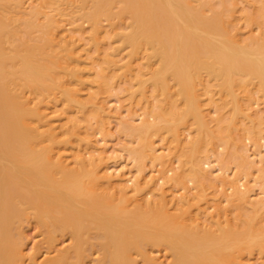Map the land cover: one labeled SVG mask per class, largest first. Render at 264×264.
<instances>
[{"label": "bare ground", "instance_id": "bare-ground-1", "mask_svg": "<svg viewBox=\"0 0 264 264\" xmlns=\"http://www.w3.org/2000/svg\"><path fill=\"white\" fill-rule=\"evenodd\" d=\"M38 1H40V2L39 3L38 2L37 3L32 2L33 4L31 6L30 11H25L29 8H27V7H26V9L22 8V6H23L22 0H0V264H23V249H22L20 242L16 239V237H17L16 236V230L20 228L19 225L22 224V222L24 220H27L29 218L37 219L38 223H40L41 226H43L44 229H46L48 236L50 238L49 240H53L54 234H57L58 231L62 232V231H66V230L71 233V235L74 239V241H73L74 243L68 252L59 253V255L56 254L55 257L53 256V259L49 260L48 264H62L65 261H66L65 263H67V264H69L68 262H71L70 264H86V258L90 254V251H92L93 247H95V245L99 246L100 250L102 251V257H101V260H102L101 263L102 264H132L133 262L130 259L129 252L133 249L140 251V252H145L147 246H149V247L150 246H152V247L156 246V247H160V248L164 247V250H165V248L168 249L170 251L172 257H173L171 264H247L246 263V257H245L246 254H252L255 250H260V252L264 253V223H263V219L262 220L260 219V217H262V216H260V214H262L261 213L262 209L264 210V200L261 201V199H260L259 201H261V203H259V201H257L258 204H256V205L254 204L255 206L252 205L254 207V209L251 208L253 210V212H252V215L250 217L248 216L249 221L247 220L248 223L246 225L247 227L245 226V228H246L245 230H243V228H244L243 225H242V229L240 228L241 225H239V227L236 229L232 228L230 225L229 226L231 228H228V225L227 226L224 225L228 229H221V232H223V234L220 236H217L218 233L214 234L215 233L214 231L209 232L208 229H207L208 231H205L206 228L204 229V231L202 228H201L202 229L201 230L199 228V225H198V224H200L199 222H197L198 227L195 225L196 223L193 224L192 220L199 221L198 218H200L197 216V213L194 214L197 217H194V215L190 214L192 212L194 213V211H192V212L189 211L190 212L189 213L188 210L181 209L177 213H175V212L171 213L173 210L171 209V212H170V209L167 207L168 202H166V203H161V202L153 203L152 199H154L155 197L151 198V200L147 199V197L149 196L147 193L141 194V197L139 198V201H141V204H137L139 206L134 204L135 205V206H133L134 208L130 209L128 206L129 204H127L128 199H129V195L130 194L136 195V194L141 193L140 188L142 186H139L140 180L137 179L136 187L134 189V193H131L132 192L131 191L130 194H129L130 189L128 190V186L126 187L127 179H126V181L124 180L125 186L123 185L124 184L123 181H122L123 184L115 185L113 188H115V189L118 188V189L115 190L114 192L119 193V196L116 197L117 195H115V194L112 195V193L109 191L108 188L110 187L109 185H112V183L114 182L113 181L114 178H116L118 180L120 179V183H121V178L123 177L124 173L122 171L121 172L123 174L119 173L120 172L119 170L117 171V174L115 172L113 173L110 170V168H108V167H104L106 170H104L103 172L100 170L102 161L105 160V158L107 157V155L105 156V153L101 154V156H100L101 161L98 164H94V163L92 164V169H90L89 171L86 170L88 163L86 164L84 160H81L80 170H77L76 169L77 167L75 169H71L70 167H68L69 164H66L67 161H65V159H64L65 157H64V154L62 152L63 150L61 151V147L68 140L65 138L62 140L64 142H62L60 140V135L58 134V129L56 128V126H54V124L52 125L51 122L49 123L47 114L43 112L42 105H41L42 101L44 102V98H45L44 95L46 93L47 94L51 93L50 94L51 97H56L55 96L56 92L58 95H60L63 92L66 99L70 103H76V105L78 104V105L84 106V103L82 102L83 100L81 101L80 100L81 97H79L80 94L78 91L80 89V86L77 87L78 89H76V87L75 88L72 87L73 84L71 85V88L69 87L70 89H68V87H66V88L63 87V85L65 86V83L63 81L67 80L65 77H67V76L70 77L69 79H71L72 81L77 80V82H82V80L84 78V77H82V74L86 75V73L84 72V69H85L84 63L82 64V60H84V59L82 58L81 55H83V53L80 54V51L77 50L78 48H76V44H78V42L75 40L71 41L70 39H68V40L65 39L66 40L65 44H63L64 42L62 43L63 44V46L61 47L62 50L59 51V50H57L58 49L57 48L54 51V49H55L54 47L58 46V45H56V42L58 41L59 35L62 32H64L63 30H61L62 29L61 25L64 23L63 19L65 16L67 17V15H70L69 16L70 19L72 18L71 20L74 21L72 23L78 27H80L82 23L88 22L92 26V28L95 32L96 41L99 40V39L97 40L96 36H98L100 34L101 30L103 29L102 27H104V25H105V24L101 25L102 19L108 20L111 27H113L112 30L114 29V31H116L117 30L116 28L119 26V24H121V26H122L123 22H125L124 19L128 18L129 22H128V19H126L127 24L124 23V24H126L125 25L126 28H124V30L125 29L126 30L120 31V29H118L119 32H122L119 35H122V36L120 37L119 35H116L118 33L117 31H116L117 33L115 32L116 34H114L113 33L114 31H113L112 33L116 37H114V35H111L112 36L111 38L114 40V38H117V36H119L122 40H120L119 37H118L119 38L118 40L123 42V43L120 42L121 43L120 46H123V44H124V46H123L124 50H125V46H127V47L129 46L131 48L129 53L133 56L136 55L137 52H139L140 50H142V51H140L141 53L144 50H146V52H147V50L149 51L148 53H145V51H144V53L147 54V56H148V58H147V56L145 58H147V60L148 59L152 60V58H154L155 62L159 64L157 66L158 68L156 67V69H155V67L151 66V68H153L154 71H152V69H151L150 70L151 73L149 72V74H151V75L148 76L150 78V81L152 80V82L154 83L156 90L157 89L158 90L164 89V88L167 89V87H169L168 85L170 84V83H168V85H167V82L169 81L168 79H170V77H172V79H174L175 81H177L179 83V89L182 91L185 98L193 99V101L189 100L190 103H189L188 107L187 108L185 107V109L182 110V112H179V111L173 112L174 107L176 108L177 105H175L174 107H171V108H173V111H171L172 109L170 110V108H168L169 111H171V112L168 111L167 106L165 107L166 109H164V110L162 109V111L160 112L159 109L162 106H160L161 104L159 103L160 104V105L158 104L159 105V108H158L159 111H158V113H156V116L158 114L157 119H158L159 123L161 121H162V123L163 122L169 123L171 121L172 124L170 126H166L164 129H166L170 133V135H173L175 137V139L179 141V134H178L179 128L184 126V125L185 126L188 125L190 123L188 118L192 117L195 120V123L197 124L198 129L200 131H202V129H205L209 132L210 137H209L208 141L209 140H210V142L212 141V139H210L211 136L212 137L218 136L215 138L213 137V139L215 140L216 138H218L220 140L221 138H219V135L222 137L224 135L223 133H225V134H227V133L223 132L221 135L222 130H219L220 128L218 126V122L216 121L219 118L215 120L217 122L216 126H218V127L215 126L217 131H215V130L213 131V129L208 126L209 124H207V123L204 124L205 123L204 118H206V117L203 116L204 114H202V105H201L202 103L200 101L201 95L196 93L197 91H199V90L196 91V85H198L200 83L202 84V83L207 82V84H206L207 87L204 86V87H206L207 92H205V91L204 92L208 94V93H210L209 91L211 90L210 87L212 85V84L210 85V83H209L211 81L210 79L211 78L215 79V81L222 80L221 82H224V85H222V87L230 90L233 93V101H234L233 105H234V109H235L236 113L238 111H240L239 108H242V107H239L242 104H238L239 101L238 102L236 101V97H238V96H236L237 93H235L236 87L238 89L240 87V88H243L245 90H249V85L251 83H254V82H256V84H257V81H258L259 89L258 88L257 89L260 90L264 95V40L260 39L261 41L258 40L256 42L257 39H255V41H254V39H252L253 43L255 42L254 44H252L250 42L251 39H250V41L248 40L249 42H246V43L241 42L239 39L240 35L238 36L239 33L238 32L236 33V31H235V32H233V34H231L232 31H231L230 27L228 26L230 24V23H228V21L230 22V17H229V14L227 12H229V9H231V11L235 10V7L237 6V4H235V3L237 0H230V2H228L229 0H227V1L226 0H219L220 5L219 6H217L218 4L215 5V7L217 6L216 7L217 9H214V7H213L214 5L211 6L213 3L210 0H77V1L76 0L75 1L74 0H38ZM258 1H261L262 3H264V0H258ZM194 2H196V3H194ZM210 2H211V4H210ZM66 3L68 4V6L63 8L64 6H66ZM228 3H230V4H228ZM29 5H31V4L29 3ZM24 6H25V4H24ZM206 6L209 7L208 10L213 7L212 9H210V11H212V12H208L212 15L206 16V13H207V12H205V11H207V9L205 10ZM263 6H264V4H263ZM263 6L261 4L260 7H258V9H260ZM69 9H71V10L69 11ZM262 9H260L261 10L260 14L263 15V17L257 13V15H259L258 16L259 18H257L258 20L261 19V17L264 19V13H263L264 8H262ZM12 10L13 11L16 10L17 13L15 11L12 12ZM27 12H29V13H27ZM204 12H205V14H204ZM208 13H207V15H208ZM254 14H256V13H254ZM42 15H44V19H45V20L43 19L44 21L40 19V16H42ZM230 16H231V18L233 17L232 14H230ZM248 16L251 17L249 15V13H248ZM227 18H228V20H227ZM254 18H256V17H254ZM116 19H119L120 22L122 19L124 21L122 20L123 22L119 23V20H117L118 21L117 22ZM251 21L252 20H250V22ZM260 22H263V20H261ZM260 22L259 21L256 22V20H255L254 23H258L260 25ZM19 23L24 24L23 25L24 30L26 29V31H24L23 29H21V30H23L24 33L26 32L25 34L29 35L30 36V37L28 36L29 38L27 37V35L25 37V34L22 33L23 31L21 32V30H20V33H19L18 28H23L20 26ZM262 25H264V22ZM121 26H119V28ZM227 27H229V28L227 29ZM260 27H262V26H260ZM69 29H71V28H69ZM71 30H69V31H71ZM105 30L108 31V28ZM67 31H65V32H67ZM77 31H79V30H77ZM34 32H35V34H34ZM36 32H40L41 34L40 33L37 34ZM108 32L107 33L104 32V33L108 34ZM72 33L67 32V35L72 34ZM75 33H76V31H75ZM20 34H21V36H19V38H18L17 36ZM23 34H24V36H22ZM36 34H37V36H34ZM31 35H32V37H31ZM73 35H74V33H73ZM107 36H109V35H107ZM107 36H106V38H107ZM23 37H25V38H23ZM65 37H66V35H65ZM100 38H101V35H100ZM79 39H80V37H79ZM82 39L83 38H81L80 40H82ZM16 40H19V42L16 43ZM65 40H63V38H62V41H65ZM84 40H86V39H84ZM14 41H15V44H14ZM42 41H43V43H41ZM99 41H101V40H99ZM259 41L261 42V44L258 45V43H260ZM98 42H96V43L98 44ZM116 42H118V41L116 40ZM116 42H114L115 46H116ZM107 43H110V42L108 41ZM85 44H83V45L85 46ZM99 44H101V42H99ZM102 46L103 45L101 44V47ZM108 46H110V44L109 45L107 44L106 48L104 46L103 47L105 49H108L107 48ZM143 46L146 49H144ZM127 47H126V49H127ZM141 47L143 49H140ZM49 49H51L52 51L51 50L47 51ZM111 49H112V47H111ZM117 49H118V47H114L113 50H110V51L107 50L108 52L106 53L105 56H103V54H102V56L105 57L104 59L106 61L110 62V64H108L109 66L107 68L117 66V63H119L118 62L119 59L118 60L116 59V56H119L118 55L119 53L116 51ZM99 50H102V49H100V47H99ZM140 52H139V55L141 56ZM61 53L66 54V57H63L65 55L63 54V56H62ZM87 55H88V53H87ZM89 55H91V54H89ZM131 55H130V57H131ZM99 56L101 57V55H99ZM63 58H65L64 59L65 61H63ZM81 58H82V60H81ZM95 60H98V59L95 58ZM95 60H92V61L94 62ZM105 60L103 62H105ZM143 60H144V57H143ZM101 61L102 60L100 59L99 62H101ZM96 62H94V63H96ZM91 63L92 62H90L89 64H91ZM94 63H93V66H94ZM148 63L150 64V61ZM156 63H154V64H156ZM132 64H134V62ZM57 66H58V69H57ZM100 66L101 65L99 63V67ZM126 66H127L126 68L128 69L127 64H126ZM59 67H61V68H59ZM99 67L97 66V69ZM94 68H96V67L94 66ZM101 68H99V69H101ZM120 68H121V66H120ZM59 69H60V72H59ZM129 69L131 70V68H129ZM141 69H143V68L141 67ZM81 70H83V73ZM104 70H105V68H104ZM104 70H102V71H100V73H98V74H100V77L103 80H104V73H105ZM96 72L97 71H95V74H97ZM98 72H99V70H98ZM138 72L141 73L140 70H138ZM106 73H107V71H106ZM58 74L62 78L64 77V79H66V80L62 79ZM61 74H63L64 76H62ZM95 74H93V75H95ZM98 74H97V76H98ZM112 74H114V73L112 72ZM138 74H137V76H138ZM205 74L208 75L207 78H206ZM126 75H125V77L127 78L129 75L128 74H126ZM57 76H59V77H57ZM86 77H89V76L86 75ZM148 77H144V78H146L148 80ZM142 78H143V73H142ZM144 78L141 79L139 77V81L142 80V82L145 81V83H146V80ZM69 79L67 80L68 82L66 81L68 83V84H66V86L67 85L69 86L70 83L72 82ZM133 80H134V78H133ZM83 81H86V80H83ZM100 82H102V80L99 81V83ZM128 82H130V81H128ZM196 82H199V83L197 84ZM101 84H103V82ZM256 84H255V86H256ZM126 85H128V83ZM130 85H129V88H130ZM203 85H201V86L198 85V87H202ZM73 86H75V85H73ZM102 86L103 85H101V87ZM220 86H218V87H220ZM61 87H63V89ZM104 87L102 88V92L104 89H106L108 91L109 88H108V86L106 88V83H105ZM222 87H220V89ZM175 88H176V86H175ZM81 89H82V87H81ZM88 89H90V88H88ZM155 89H153V90H155ZM165 89H164V95H165V92L167 91V90L165 91ZM220 89L218 88V90H220ZM58 90L59 91L63 90V91L62 92L60 91L61 93H59ZM137 90H139V89L137 88ZM141 90H142V88H141ZM153 90H151V93L153 92ZM258 90H256V91H258ZM81 91H83V90H81ZM130 91H131V89H130ZM144 91H146V89ZM168 91H169V89H168ZM53 92H55V94ZM249 92H251V91L249 90ZM145 93H147V92H145ZM166 94H167V92H166ZM259 94H261V93H259ZM33 96H35V98H32ZM45 96L50 97L48 95H45ZM61 96H63V95H61ZM90 96H92V95L90 94ZM151 96H152V94H151ZM247 97L251 98L252 96L251 97L247 96ZM36 98L38 99L37 102L35 101ZM48 99H50V98H47V100ZM55 99H57V97ZM183 99H184V97H183ZM237 99H240V97ZM174 100H176V99H174ZM209 100H213V99H209ZM247 100L248 99H246V102H247ZM214 101H215V99H214ZM252 101H254V100H252ZM149 102H151V101H149ZM102 103H103V101H102ZM212 103L214 104V102H212ZM216 103H218V102L215 101V104ZM230 103H232V101ZM172 104H174V103H172ZM181 104H182V102H181ZM221 105L219 104L220 107H221ZM152 107H155V105L153 104ZM217 109H218V107H217ZM223 109H224V106H223L222 110ZM242 109L244 110V108H242ZM155 111H157V109L154 110V114H155ZM248 111H247V113H248ZM259 111H261V110H259ZM218 112H220V111H218ZM242 112H245V114H247L246 111H242ZM54 113H56V112H54ZM101 113H102V111H101ZM154 114H152V115H154ZM243 115H244V113H243ZM253 115H255V114H253ZM48 116H49V114H48ZM238 116H239V114H238ZM251 116L252 115H250V113H249V117H251ZM69 117H70V115H69ZM93 117H95V116H93ZM255 117H256V115H255ZM255 117H252V118H255ZM261 117H263V116H261ZM107 118H109V117H106V119ZM221 118L219 119V121L224 120V118H222V119ZM258 118H259V116H258ZM45 119L48 120V123L45 121ZM131 119H133V118H131ZM208 119H207V121H208ZM130 121H132V120H130ZM145 121H144V124L147 123L149 127H147V126L146 127L150 129V127H152L153 125L150 126L151 122L150 123L148 122L149 118H148V121L146 123H145ZM256 121H258L257 117H256ZM126 122H127V120H126ZM232 122H233V120H232ZM258 122H255V124ZM152 123H153V121H152ZM220 123H221V121H220ZM246 123H245V126H246ZM89 124H90V122H89ZM130 124H132V122ZM210 124H211V121H210ZM60 125H62V124H60ZM80 125H81V123H80ZM80 125H77V126H80ZM164 125L165 124H163V126ZM140 126H142V125H140ZM140 126H138V128H137L135 125V127L137 129H135V130L133 129V131H136V133H138L139 135H141L144 132V127H142L143 129L141 130V129H139ZM156 126H158V124H156ZM220 126H222V124H220ZM248 126L244 127V129H246V128L248 129L249 128ZM259 126L261 129L262 125H259ZM41 127H46L45 128L46 130H42ZM146 127H145V129H146ZM223 127H224V125H223ZM58 128H59V126H58ZM153 128H155V127H153ZM195 128H196V126H195ZM217 128H219V129H217ZM254 128H255V126H254ZM78 129H79V127H78ZM247 129L244 130V131H246V133H248ZM249 129H248V131H249ZM62 130H61V132H62ZM205 130H203L204 134L206 133ZM255 130H256V128H255ZM262 130H263V128H262ZM130 131H128V132H130ZM200 131H198V132H200ZM75 132L77 133V131H75ZM73 133L74 132H72V134ZM82 133L83 132H81V133L79 132V133H77V135L82 134ZM133 133H132V135H133ZM256 133L258 135L261 134V133L259 134L258 132H256ZM72 134H71V136H72ZM249 134H250L249 136H251L252 131L249 132ZM84 135H85V133H84ZM205 135L207 136V134H205ZM247 135H246V137H247ZM136 136H138V135H136ZM200 136L204 137L201 134H200ZM255 136H256V134H255ZM255 136H253V137H255ZM82 137H84V136L82 135ZM138 137H136V138H138ZM148 138H150V137H147V139ZM207 138H208V136H207ZM225 138H227L226 135L224 136V138H222V140ZM201 139H204V138H201ZM261 139H262V136H261ZM214 140L212 141V144L210 143V145H213ZM138 141H139V139H138ZM144 141H145V139H144ZM199 141H200V139H199ZM216 141L217 140H215V142ZM68 142L66 144H69ZM73 142H74V140H73ZM198 142H196V143H198ZM61 143H64V144H61ZM142 143L144 145V142H140L141 145H142ZM207 143L208 142H206V144ZM221 143H222V141H221ZM222 144H220L219 146H221ZM150 146L152 147V145H150ZM195 146H192V147H195ZM204 146H206V145L204 144ZM64 147H65V145L63 146V148ZM77 147H76V149H77ZM213 147L216 148L217 145H213ZM189 148H191V147H189ZM189 148L187 149L188 154L193 153V152H191L192 148H191V150ZM218 148H220V147H218ZM218 148H216V149H218ZM228 148H227V150H228ZM71 149H73V148H71ZM140 149H139V147L137 148L138 151L139 150L142 151V147H140ZM152 149L153 148L150 149L151 150L150 152H151V156L153 157L154 156L153 154L155 151L152 152L153 151ZM196 149L200 150V151L204 150V149H199V148H196ZM74 150H70V151L72 153L73 152L75 153ZM94 150H96V149H94ZM144 150H146V149H144ZM184 150H186V149H184ZM189 150L191 153H189ZM229 150H230V148H229ZM77 151H79V150H76V152ZM80 151L81 152H77L78 155H79V153H81L83 155V153H82L83 150H80ZM90 151H93V149H91ZM194 151H196V150H194ZM200 151H198V152H200ZM207 151L209 152V148ZM211 151L208 153L209 154L208 156H211V155L215 156V154L218 155L220 153V151H219L218 154H217V152L214 154L213 153L214 151H212V152ZM135 152H137V151H135ZM135 152H134V155H135ZM84 153H87V151ZM204 153H205V150L202 154H204ZM206 153H205V155H207ZM210 153H213V154H210ZM222 153H224V152H222ZM229 153H231V151ZM71 154H70V157H71ZM186 154H187V152H186ZM92 155H93V153H92ZM229 155L226 156V159L229 157ZM74 156H75V154H74ZM84 156L85 155H83L82 157H84ZM89 156H90V154H89ZM138 156H141V155H138ZM151 156L149 155V158ZM194 156L195 155L193 153V157ZM220 156L221 155L218 156L219 159H222V161H223L224 157L222 158ZM85 157H84V159H88L87 157L86 158ZM144 157H146V156H144ZM190 157H192V156H190ZM231 157H232V154H231ZM68 158L66 156V159H68ZM71 158L74 159L73 156ZM77 158H78V156H77ZM203 158H204V156H203ZM203 158L201 157V159H203ZM246 158H247V156H246ZM185 159H186V157H185ZM201 159H199L198 157L197 158L194 157L191 159V168L193 170V173H195L193 176L196 175L198 177L200 176L199 178H201V180L200 179L198 180L199 184H200V181L202 182V179L204 178L203 175L206 172L208 173V171L203 169L204 167H202V165H201V161H200ZM226 159H225V162H226ZM155 160H157V159H155ZM181 160H182V158H181ZM222 161H221V164H223ZM243 161H244V159H243ZM183 162H184V164H186L185 161H183ZM236 162H237V160H236ZM239 163L241 164L242 161ZM187 165H189V164H187ZM183 166H184V168L186 167L185 165H183ZM226 168H225V170L228 171ZM182 169H180V171L181 172L183 171L182 173H184L185 170H182ZM223 169H224V165H223ZM223 169H222V172H223ZM168 170H169V168H168ZM225 170H224V173L221 172V175L227 176V175H225L227 173ZM204 171H205V173H204ZM262 172H264V169H262ZM188 173L190 174L189 171H188ZM191 173H192V171H191ZM177 174H179V173H177ZM127 175H128V173H127ZM174 175H176V173ZM187 175H186V177H187ZM176 176H174V177H176ZM179 176H180V174H179ZM182 176H184V174H182ZM201 176H203V178ZM262 176H263V173H262ZM174 177L172 176L170 178L172 180L171 182H173V180L178 179V177H176L175 179H174ZM190 177H192V176H190ZM219 177H221V176H219ZM219 177H218V179H220ZM162 178H163V176H162ZM209 178H211V176ZM131 179L132 178H130L129 180H131ZM180 179L182 180V178H180ZM189 179L191 180V178H189ZM224 179H225V177H224ZM227 180H225V181H227ZM208 181H210V180L208 179ZM130 182H128V183H130ZM177 182H179V181H177ZM118 183H119V181H118ZM145 183L146 182H144V184ZM148 183H150V182L148 181ZM235 183H233V184L231 183L233 185L232 189L235 186L234 194L237 191L236 193L238 195V199H241V201H242V199L244 200V198H246V197H244L245 196V194H244L245 190L244 189H236V188H242V186H241L242 184L237 185V183L236 184ZM106 184L109 187H105ZM114 184H115V182L113 183V185ZM116 184H117V181H116ZM144 184L142 183V185H144ZM132 185H133V183H132ZM151 186H154V184ZM151 186H150L149 190L152 188ZM155 186H156V183H155ZM239 186H241V187H239ZM184 190H186V188ZM240 190H242V192L244 191V193H242ZM262 191H264V190H262ZM118 193H116V194H118ZM232 193H233V191H232ZM144 194H146L148 196L145 197L146 195H144ZM234 194H233V196H236V194L235 195ZM262 194H264V193H262ZM174 195H175V193H174ZM247 195H248V193H247ZM154 196H156V195H154ZM131 197H133V196H131ZM156 197H158V195ZM231 198H232V196L231 197L229 196V198H228V201H229L228 204L230 205V206H228V208L231 207L232 204L234 203V202H232L233 199H235V198L237 199V197H235L232 199V201H230ZM200 199H201V197H200ZM226 200H227V198H226ZM130 201H132V200H130ZM244 202H245V200H244ZM79 203H82L83 205L80 204L81 206H79L78 205ZM177 203L179 204V202H177ZM249 203L250 202H248V204ZM251 204L252 203H250V205ZM181 205H182V202H181ZM219 205H221V204H219ZM234 205H235V203H234ZM184 206H183V208H184ZM241 206H243V205H241ZM135 207H136V209H135ZM216 208H217V205H216ZM231 208L233 210V207H231ZM231 208L227 209V210H231ZM244 208L246 209V207H244ZM244 208L242 207L239 209L242 210ZM168 209H169V211H168ZM247 210L248 209H246V211ZM174 211H177V210H174ZM197 212H199V211H197ZM229 215H231V214H229ZM245 215H246V213L244 214V216ZM199 216H201V215H199ZM203 219H204V217H203ZM205 219H204V221H205ZM261 221H262V223H261ZM200 222H202V218H200ZM223 223L219 222L218 224H223ZM228 224H230V223L228 222ZM210 225H211V223H210ZM215 225L216 224H214V226ZM221 226H223V225H221ZM217 227H218V225H217ZM210 230H212V229H210ZM94 240H96V241H94ZM94 251H96V248ZM96 252H94L95 254L92 253L93 257H94V255H96ZM24 254H26V253H24ZM132 255H133V253H132ZM70 259H72V261ZM263 263H264V261H263Z\"/></svg>", "mask_w": 264, "mask_h": 264}, {"label": "rangeland", "instance_id": "rangeland-1", "mask_svg": "<svg viewBox=\"0 0 264 264\" xmlns=\"http://www.w3.org/2000/svg\"><path fill=\"white\" fill-rule=\"evenodd\" d=\"M210 1L213 3L211 6L214 5L213 6L214 9H217L216 7L220 5L219 4L220 3L219 0H215V1L214 0L213 1L210 0ZM237 1L235 3V4H237V6L235 7L236 11L234 9H233L234 11H231V9H229V12H227L229 14V17H230V22L228 21V23L231 24V25L230 24L229 25L227 24V25L230 27V29L232 31L231 34H233V32H235V31H236V33L238 32L239 33L238 36L240 35L239 36L240 41L244 42V43L249 42L250 39H251L250 42L252 44L255 43V42L253 43L252 39H254V41H255V39H257L256 42L258 40H260V39L264 40V25H262L263 22H264V19L262 18L263 15L260 14V11H261L260 9L264 8V6H263L264 3H262L261 1H258V0H256V1L255 0H237ZM32 2L33 3H37V2L39 3L40 1H38V0H22V5H23L22 8L26 9V7H27L29 9H27L25 11H30L31 6L33 4ZM211 2H210V4H211ZM228 2H230V0ZM29 3L31 5H29ZM194 3H196V2H194ZM24 4H25V6H24ZM228 4H230V3H228ZM261 4H262L263 7L258 9V7H260ZM215 5H217V6L215 7ZM67 6H68V4L66 3V6H64L63 8H65ZM208 8H209L208 6L205 7V10L207 9V11H205V12H207V13L208 12H212V11H210V9H212V8H210L209 10H208ZM70 10L71 9H69V11ZM14 11L17 13L16 10H14ZM14 11L12 10V12H14ZM246 11L249 13V15L251 17L248 16V13ZM205 12H204V14H205ZM27 13H29V12H27ZM207 13H206V16L212 15L210 13H208V15H207ZM254 13H256V14H254ZM257 13L262 16V17L260 16L261 19H259V20L257 19V18H259L258 17L259 15H257ZM230 14H232V16H233L232 18L230 16ZM69 16L70 15H67V17L66 16L64 17V19H63L64 23L61 25V28H62L61 30H63L64 32L68 30L67 32H69V33L73 32L74 35H73V33L67 35V32H65V33L62 32L63 34L61 33L59 35L58 41L56 42V45H58V46H55L54 47L55 49L54 48L53 49H54V51L57 48H58L57 50H59V51L62 50L61 47L63 46V44H65V42H66L65 39H67V40L70 39L71 41L75 40V41L78 42V44H76V48H78L77 50L80 51V54L83 53V55H81L82 58L84 59V60H82V58H81L82 64L84 63V68H85V69L84 68L83 69H84V72L86 73V75H88L89 77H86L85 74H82L83 70H81L82 71V73H81L82 77H84L83 80H86V81H83V80H82V82H77V80H73L72 81L71 79H69L70 77L67 76L65 78L67 80L68 79L71 80L73 83L71 82L69 86L68 85L66 86V84H68L67 83L68 81L66 79H64V77L62 78L59 74L58 75L62 79L67 81L66 82V81L62 80L65 83V86L63 85V87H65V88L68 87V89H70L71 85L73 84L75 86L72 85V87H74V88L76 87V89H78L77 87L80 86V89H79L78 92L80 94L79 97H81L80 100L81 101L83 100L82 102L84 103V106H81V105H78V104L76 105V103H70L66 99L65 95L63 94V92H62L63 90H60L62 93L58 90V92L61 93L60 95H58L57 92H56V94H55V92H53L55 94V96L57 97V99H55L56 97H51L50 96L51 93L50 94L46 93L45 95H48L50 97H47V96L44 95V97H45L44 98V102L45 103L42 101V104H41L43 112L47 114L49 123L51 122V124L52 125L54 124V126H56V128L58 129V134L60 135V140L62 141L65 138V139H67L69 141V142L67 141L69 144H66L67 142L65 144L61 143V144L65 145L64 148H63L64 145L63 146L61 145L62 146L61 147V151L63 150L62 152H63L64 157H65L64 159H65V161H67L66 164H69L68 167H70L71 169H75L77 167L76 169L80 170L81 160H84L86 164L88 163L86 170L89 171L90 169H92V164L93 163L94 164H98L101 161V158H100L101 154L105 153V156L107 155V157L105 158V160L102 161L100 170L103 172L104 170H106L104 167H108V168H110V170L113 173L115 172L117 174L118 170L120 171L119 173H122V172L124 173L123 177L121 178V183H120V179L118 180V179L114 178L113 179V181L115 182L114 185H113L114 182L112 183V185H109L110 187L107 184L105 185V187H109L108 189L112 193V195L115 194V195H117L116 197H118L119 193L118 192H114L118 188L115 189L113 187L115 185L123 184L122 181L124 182L123 185L125 186L126 179L128 181L130 178H132L133 180L132 179L129 180L128 182L131 181L130 183H128L126 181V187L128 186V190L130 189L129 194H130L131 191H132L131 193H134V189L136 187V181H137V179L140 180L139 186H142V187L141 188L139 187V188L141 190V193L136 194L137 196L133 195V194L132 195L128 194L129 195V199H128V203L127 204H129L128 206H129L130 209L131 208L133 209L134 208L133 206H135L137 204H141V201H139V198L141 197V194L147 193L149 196L144 194V195H146L145 197L148 196L147 199L151 200V198L155 197L154 199H152L153 203H155V202H161V203L168 202L167 207L170 209V212H171V209L173 210L171 213H173V212L177 213L181 209H186V210H188V212L189 211H191V212L194 211V213L193 212L192 213L189 212L191 215H194L195 213H197V216L202 218V222H200V218H198L199 221H197V220H192V221H193V224L196 223L195 225L197 227L199 225V228L200 229L202 228L203 231L206 228L205 231H208V230H209V232L214 231L215 232V233L213 232L214 234L218 233L217 236H220V235L223 234V232H221V229H228V228H231V227L236 229V228L239 227V225H241L240 228L242 229V225H243V227H244L243 230H245L246 229L245 226L248 223L247 220L252 215V212H253L252 209H254L253 206L258 204L257 201H259L260 199H261V201L264 200V194H262V193H264V191H262V190H264V177H263L264 176V172H262V169H264V165H263L264 164V139H263L264 138V136H263L264 135V112H263L264 111V95H263V93L260 90H258L259 89L258 81H257V84H256V82H254V83H251L249 85V90L251 92H249V90H245V89L240 88V87H239V89L237 87L235 88V91H236L235 93L238 94V95L236 94V96H238V97H236V101L237 102L239 101L238 104H242V105H240V106L238 105V106L244 108V110L242 108H239V110H240V111H238L239 113L238 112L236 113L235 109H234L233 93L230 90L225 89V88L222 87V85H224V82H221L222 80L215 81V79L211 78L210 79L211 81L209 83H210V85L211 84L212 85L210 87L211 88V90L209 91L210 93H208V94L205 93V92H207L206 91L207 82L206 83H202V84L201 83L198 84L199 82H196L199 86L204 84L202 87H198V85H196V91L199 90L196 93L201 95L200 96V101L202 103L201 104L202 105V114H204L203 116L206 117V118H204V120H205L204 124H206V123L209 124L208 126L210 128H212L213 131L214 130L217 131L215 126H216V123L218 122V126H219L220 129L219 128H217V129L222 130L221 135H222L223 132H226L227 134L223 133L224 135L222 137L219 135V138H221L220 140L222 141V143L224 142L223 144L221 143V141L218 138L215 139V140H217L216 142L213 139V137L215 138V137H218V136H213V137L211 136L210 139H212V141L214 140V142H215V143L213 142V145H217L216 148L220 147V148L216 149L215 147H213V145H210V143L212 144V141L211 142H210V140L208 141V139L210 137L209 132L207 130H205V129H202V131H200L198 129L197 124L195 123V120L192 117H189L188 119H189L190 123L188 125H186V126L184 125L185 127L182 126V127L179 128V132H178L179 141H178V140L175 139V137L173 135H170V133L166 129H164L166 126H170L172 124V122L170 121L169 123H164V122L162 123V121H161L159 123V121L157 119L158 118V114L156 116V113H158L159 110L161 112L162 109L163 110L166 109L165 108L166 106H167V109L170 108V110L172 109L171 111H173V108H171V107H174L175 105H177V106H176V108L174 107V111L173 112H175V111L176 112L177 111L182 112V110H184L185 107L186 108L188 107V105L190 103L189 100L193 101V99L185 98V96L183 95L182 91L179 89V83L177 81H175L174 79H172V77H170V79H168L169 81L167 82V85H168V83H170L168 85L169 87H167V89L164 88L165 91L167 90L166 91L167 94L165 92V95H164V89H159V90L157 89L156 90L155 86H154V83L152 82V80L150 81V78L148 76L151 75V74H149L151 69H152V71H154L153 68H151V66L155 67V69H156V67L159 64L155 62L154 58H152V60H149V59L147 60L148 56L145 53H148L149 51L147 50V52H146V50H144L145 53H144V51L141 53L140 51H142V50H140V49H143L141 47L139 49L140 50L139 52L141 53V56L139 55V52H137V54L133 56V55H131L129 53L130 50H131V48L129 46L128 47L130 49L127 46H125V50L123 49L124 44H123V46H120V44L123 43V42L119 41L118 39L122 36V35H119L122 32H119L118 29H120V31H122V30H124V28H126L125 25L127 24L126 23L127 22L126 19H128V18H126L127 16L125 17L126 19H124L125 22H123L124 21L123 19H122L123 21L121 20V22H120L119 19H116V21L119 20V23H122V22H123V24L126 23L124 25L122 24V26H121V24H119V26H121V27L119 28V26H118L116 28L117 30L115 29L118 33L116 31H114V29L112 30L113 27H111V25L108 22V20L102 19L101 25H104V24L105 25H104V27H102L103 29L101 28L102 30H101L100 34L99 33H98L99 35L97 34L99 37L98 36H96V37H97V40L98 39L101 40V41H99V40L98 41L101 42V44L105 48H106L107 44L108 45L110 44L112 49H111L110 46L107 47L108 49H105L103 46L101 47V44H99V42L96 41L95 32H94L92 26L88 22H84V23L81 24L80 27H78V26H76L75 24L72 23L74 21H72L71 20L72 18L70 19ZM253 16L256 17V18H254ZM40 19L43 20L44 19V15L40 16ZM227 20H228V18H227ZM250 20H252V21L250 22ZM255 20H256V22H258V21L260 22L261 20H263V22H260V25H259L258 23H254ZM128 22H129V19H128ZM23 25L24 24H22V23L20 24V26L23 27V28H18L19 29L18 30L19 33H20L21 29L24 30V26ZM65 25L66 26L68 25V26L66 27ZM260 26H262V27H260ZM229 27H227V29ZM69 28H71L73 31L71 29H69ZM107 28H108V31L110 33L105 30ZM23 30H21V32ZM69 30H71V31H69ZM77 30H79V31H77ZM24 31H26V29ZM24 31L22 33H24ZM75 31H76V33H75ZM104 32L105 33L108 32V34H105ZM112 32L114 34L117 33L116 35H119L120 37L117 36V38H114V40H113L111 38L112 37L111 35H114ZM36 33L38 34L40 32H36ZM21 34L18 35L17 37L19 38V36H21ZM24 34L22 36H24ZM34 34H35V32H34ZM37 34L34 35V36H37ZM26 35L27 34H25V37H26ZM65 35H66L67 38L65 37ZM100 35H101V38H100ZM105 35L106 36L109 35V36H107L108 39L106 38ZM28 36L29 35H27V37ZM25 37H23V38H25ZM31 37H32V35H31ZM79 37H80V39L81 38H83V39L80 40ZM114 37H116V36L114 35ZM62 38L65 41H62ZM84 39H86V40H84ZM19 40H16V43L19 42ZM112 40L114 42H116V40L118 41V42H116V46H115V43ZM120 40H122V39L120 38ZM108 41L110 43H107ZM96 42H98L99 45ZM41 43H43V41ZM14 44H15V41H14ZM83 44H85V46ZM259 44H261V42L258 43V45ZM99 47L102 50H99ZM114 47H118V49L116 51L119 53L118 54L119 56H116V59L117 60L119 59V61H118L119 63H117V66H113V67L107 68L109 66L108 64H110V62L106 61L104 59L105 57H103V56H105L108 51L113 50ZM126 47H127V49H126ZM144 49H146V48L144 47ZM50 50L51 49H49L47 51H50ZM64 53H61L62 56H63ZM87 53H88V55H87ZM89 54H91V55H89ZM102 54H103V56H102ZM64 55L65 56H63V57H66V54H64ZM99 55H101V57ZM130 55H131V57H130ZM146 56H147V58H145ZM143 57H144V60H143ZM95 58L98 59V60H95ZM64 59L65 58H63V61H65ZM91 59L95 60L94 62L97 61L98 63L97 62L96 63L98 65L96 63H94ZM100 59L102 60L101 62H99ZM104 60H105L106 63L103 62ZM147 61L148 62L150 61L151 65ZM90 62H92V63L89 64ZM133 62H134V64H132ZM93 63H94V66L96 68H94ZM99 63L101 65L100 67H99ZM154 63H156L157 65L154 64ZM126 64L128 65V69L131 68V70L130 69L128 70L126 68L127 67ZM97 66L99 68L102 67L101 68L102 70H104V68H105V70L107 71L108 74L104 70V72H105L104 73V80L105 81L100 77V74H98L102 70L99 69V68L97 69ZM120 66H121V68H120ZM135 66L136 67L138 66V67L136 68ZM141 67L143 69H141ZM59 68H61V67H59ZM57 69H58V66H57ZM98 70H99V72H98ZM138 70H140L141 73H139ZM95 71H97L96 73L98 74V76H97V74H95ZM59 72H60V69H59ZM112 72L114 74H112ZM142 73H143V78L144 77H148V80L146 78H144L146 80V83H145V81L142 82V80L139 81V77L141 79H143L142 78ZM93 74H95V75H93ZM126 74L129 75L128 76L129 78L125 77ZM137 74H138V76H137ZM61 75L64 76L63 74H61ZM59 76H57V77H59ZM205 76H206V78L208 77V75H206V74H205ZM133 78H134V80H133ZM101 80H102L103 84H101L102 82L99 83V81H101ZM128 81H130V82H128ZM104 82L106 83V88L108 86L109 89H108V91L106 89H104L103 92H102V88L105 85ZM127 83H128V85H126ZM255 84H256V86H255ZM101 85H103V86L101 87ZM129 85H130V88H129ZM175 86H176V88H175ZM204 86H206V87H204ZM218 86H220L222 88L220 89V87H218ZM63 87H61V88L63 89ZM81 87H82V89H81ZM88 88H90V89H88ZM137 88L139 90H137ZM141 88H142L143 91L141 90ZM218 88L220 90H218ZM130 89H131V91H130ZM145 89H146V91H144ZM153 89H155V90H153ZM168 89H169V91H168ZM81 90H83V91H81ZM151 90H153L152 93H151ZM256 90H258V91H256ZM145 92H147V93H145ZM258 92L261 93V94H259ZM90 94L92 96H90ZM151 94H152V96H151ZM61 95H63V96H61ZM182 96L184 97V99H183ZM247 96H250V97L252 96V97L249 98ZM239 97H240V99H237ZM32 98H35V96H33ZM47 98H50V99L47 100ZM36 99H35V101L37 102L38 99L37 100ZM174 99H176V100H174ZM209 99H213V100H209ZM214 99L218 103L215 104ZM246 99H248L247 102H246ZM251 99L254 100V101H252ZM102 101H103V103H102ZM149 101H151V102H149ZM209 101L210 102L211 101L214 102V104L212 102H211L212 103L211 104ZM231 101H232V103H230ZM181 102H182V104H181ZM172 103H174V104H172ZM153 104L155 105V107H152ZM158 104L160 106H162V107H160L159 110H158V108H159ZM219 104L220 105L222 104L221 107L219 106ZM223 106H224V109L222 110ZM217 107H218V109H217ZM155 109H157V111H155V114H154V110ZM259 110H261V111H259ZM101 111H102V113H101ZM168 111H169V109H168ZM171 111H169V112H171ZM218 111H220L221 113L218 112ZM242 111H246V113L248 111V113L245 114V112H242ZM54 112H56V113H54ZM243 113H244V115H243ZM249 113H250V115H252L251 117H249ZM48 114H49V116H48ZM152 114H154V115H152ZM238 114H239V116H238ZM253 114L256 115L257 120L260 123L258 121H256V117ZM69 115H70V117H69ZM260 115L263 116V117H261ZM93 116H95V117H93ZM258 116H259V118H258ZM106 117H109V118H107L108 120L106 119ZM221 117L224 118V120H220L221 121V123H220L219 119ZM252 117H255V118H252ZM131 118H133L134 120L131 119ZM148 118H149V121H148ZM207 119H208V121H207ZM216 119H218V120H216ZM48 120L45 119V121L47 123H48ZM126 120H127V122H126ZM130 120H132V121H130ZM232 120H233V122H232ZM144 121H145V123L147 121L149 123L151 122L150 126L151 125H153V126L150 127V129L147 128L149 126H148L147 123L144 124ZM152 121H153V123H152ZM210 121H211V124H210ZM89 122H90L91 125L89 124ZM131 122H132V124H130ZM255 122H258V123L255 124ZM80 123H81V125H80ZM245 123H246V126L249 125L248 127L250 128V129L248 128L249 131L246 128L248 133H246V131H244V130H246V129H244V127H246ZM60 124H62V125H60ZM156 124H158V126H156ZM163 124H165V125L163 126ZM220 124H222V126H220ZM77 125H80V126H77ZM135 125H136L137 128H138V126L142 125V126L139 127V129H141V130L143 129L142 127H144V132L141 135L136 133V131H133V129L134 130L137 129L135 127ZM223 125H224V127H223ZM259 125H262L261 129H260ZM58 126H59V128H58ZM195 126H196V128H195ZM218 126H216V127H218ZM254 126H255L257 131L255 130ZM78 127H79V129H78ZM145 127H146V129H145ZM153 127H155V128H153ZM45 128L46 127H41L42 130H46ZM262 128H263V130H262ZM61 130H62V132H61ZM127 130L128 131L131 130V131L128 132ZM203 130L206 131L205 134H207L208 138L204 134ZM254 130L256 132H258L259 134L263 131L260 134L262 136V139H261V136L258 135ZM75 131H77V133H79V132L80 133L83 132V133L77 135V133ZM198 131H200V132H198ZM251 131H252V135H251L252 137L249 136L250 135L249 132H251ZM72 132H74V133L72 134ZM84 133H85V135H84ZM132 133H133V135H132ZM71 134H72V136H71ZM200 134L202 136H204V137H201ZM255 134H256V136H255ZM82 135L85 138L82 137ZM136 135H138L139 137L136 136ZM225 135L227 136V138L222 140V138H224ZM246 135H247V137H246ZM253 136H255V137H253ZM136 137H138V138H136ZM147 137H150V138L147 139ZM201 138H204L205 140L201 139ZM138 139H139V141H138ZM144 139H145V141H144ZM199 139H200V141H199ZM73 140H74V142H73ZM62 142H64V141H62ZM140 142H144V145H143V143L141 145ZM196 142H198V143H196ZM206 142H208V143L206 144ZM204 144L206 146H204ZM220 144H222V145L219 146ZM150 145H152V147ZM192 146H195V147H192ZM76 147H77V149H76ZM138 147H139V149H140V147H142V151H140L141 149L138 151L137 150ZM189 147H191L192 150ZM228 147L230 148V150H229ZM71 148H73V149H71ZM149 148L150 149L153 148L152 152H154V151L156 152L157 151L156 153L154 152V154H153L154 156L153 157L151 156V152H150L151 150ZM188 148L191 150V152L194 153V155H195L194 157H196V158L198 157L199 159H201V157L203 158V156H204V158L200 160L201 161V165H202V167H204L203 168L204 170L208 171L209 174L207 172L205 173V171H204V173H205L203 175L204 178H203V176H201L203 178L202 179L203 183L200 181L201 185L198 182L199 179L201 180V178H199L200 176L199 177L196 176V175L193 176L195 173H193V170L191 168V159L194 158V157H193V153H191L190 150H189V153H191V154H188V150H187ZM196 148L204 149L205 153L207 152L206 153L207 155H205V153L202 154L204 152V150L200 151V150H197ZM208 148H209V152L213 149L212 151H214L213 152L214 154L216 152L218 154L219 151H220V153L218 155L215 154V156L211 155L212 157L208 156L209 155L208 154L209 152L207 151ZM227 148H228V150H227ZM91 149H93V151H90ZM94 149H96V150H94ZM144 149H146V150H144ZM184 149H186V150H184ZM70 150H74L75 153L74 152L72 153ZM76 150H79L77 152H81L80 150H83L82 151L83 155H85L88 159H84L85 156L82 157L83 155L81 153H79V155H78ZM194 150H196V151H194ZM86 151H87V153H84ZM135 151H137V152H135ZM198 151H200V152H198ZM230 151H231V153H229ZM91 152L93 153V155H92ZM134 152H135V155H134ZM186 152H187V154H186ZM222 152H224V153H222ZM213 153H210V154H213ZM70 154H71V157L73 156L75 160L70 157ZM74 154H75V156H74ZM89 154H90V156H89ZM231 154H232V157H231ZM138 155H141L142 157L138 156ZM149 155L151 156L150 158H149ZM219 155H221L220 157H222V158L224 157L223 161H222V159H219V157H218ZM228 155H229V157L226 159V156H228ZM66 156H67V158L68 157L69 158L66 159ZM77 156H78V158H77ZM144 156H146V157H144ZM190 156H192V157H190ZM246 156H247V158H246ZM180 157L182 158V160H181ZM185 157H186V159H185ZM155 159H157V160H155ZM225 159H226V162H225ZM235 159L237 160V162H236ZM243 159H244L245 162L243 161ZM220 160L222 161L223 164H221ZM183 161H185L186 164H184ZM241 161H242V163L240 164L239 162H241ZM187 164H189V165H187ZM183 165H185L186 167L184 168ZM223 165H224V169H223ZM168 168H169V170H168ZM221 168L223 169V172H222ZM225 168L228 171H226ZM180 169L185 170L186 173L185 172L182 173L183 171L181 172ZM224 170L227 172L225 174L227 176L221 175V172L224 173ZM188 171L190 172V174L188 173ZM191 171H192V173H191ZM127 173H128V175H127ZM175 173H176L177 176L174 175ZM177 173H179L180 176ZM262 173H263V176H262ZM182 174H184V176H182ZM186 175H187L188 178L186 177ZM162 176H163V178H162ZM172 176L173 177L174 176L178 177L179 180L176 179V180H173V182H171L172 180L170 178ZM190 176H192V177H190ZM210 176H211L212 179L209 178ZM219 176H221V177H219ZM176 177H174V179ZM218 177L220 179H218ZM224 177H225V179H224ZM180 178H182V180ZM189 178H191L192 181ZM207 178L210 181H208ZM204 179L205 180L207 179V180L205 181ZM115 180L117 181V184H116ZM225 180H227V181H225ZM118 181H119V183H118ZM148 181L150 183H148ZM177 181H179V182H177ZM144 182H146V183L144 184ZM235 182L237 183V185H239V184L241 185L242 184L241 185L242 188H236V189H244L245 190V193H244V191L242 192V190H240V191L245 194L244 197H246V198H244V200H245L246 203L244 202L243 199H242V201H241V199H238V195L236 193L237 191L235 192L236 196H233L234 191H235V189H234L235 186L232 189V186H233L232 184L235 183ZM132 183H133V185H132ZM142 183L144 185H142ZM155 183H156V186H155ZM153 184H154V186H151ZM150 186L152 188L149 190ZM241 186H239V187H241ZM185 188H186V190H184ZM232 191H233V193H232ZM173 192L175 193V195H174ZM116 193H118V194H116ZM247 193H248V195H247ZM227 194L230 197L232 196L231 200L229 199L230 201H232L233 198L237 197V199L235 198L232 201V202L235 203V205H234V203L233 204L231 203L232 204L231 207H233L234 211L232 210L231 207L228 208V206H230V205L228 204L229 203V201H228L229 196ZM154 195H156V196L158 195V197H156ZM131 196H133V197H131ZM200 197H201V199H200ZM226 198H227V200H226ZM130 200H132V201H130ZM261 201H259V203H261ZM177 202H179V204ZM181 202H182V205H181ZM248 202H250L252 204L250 205V203L248 204ZM80 204H82V203H79L78 205L81 206ZM219 204H221V205H219ZM216 205H217V208H216ZM241 205H243V206H241ZM137 206H139V205H137ZM183 206H184V208H183ZM136 207H135V209H136ZM242 207L243 208L246 207V209H248V210L246 211L245 208L242 209V210L239 209V208H242ZM230 208H231V210H227V209H230ZM169 209H168V211H169ZM174 210H177V211H174ZM197 211H199V212H197ZM263 212H264V210L262 209V212H261L262 214H260V216H262V217H260V219L261 220L263 219V223H264V213ZM245 213H246V215L244 216ZM229 214H231V215H229ZM199 215H201V216H199ZM197 216L194 215V217H197ZM203 217H204V219L206 218L207 220L205 219V221H204ZM197 222H199L200 224H198ZM219 222L220 223L224 222V223L223 224H218ZM228 222L230 224H228ZM210 223H211V225H210ZM261 223H262V221H261ZM214 224H216V225L214 226ZM217 225H218V227H217ZM221 225H223V226L224 225H226V226L228 225V228L226 226L223 227ZM19 226H20V228L18 227L19 229L16 230V236H17L16 239L20 242V244L22 246V249H23V264H46V263L48 264L49 260L53 259V256L55 257L56 254L59 255V253L68 252L71 249V247H72V245L74 243L73 242L74 239H73L71 233L69 231H67V230L66 231H62V232L58 231L57 234H54V239L53 240H49L50 238L48 236V233H47L46 229H44V227L41 226V224L38 223L37 219H35V218H32V219L29 218L27 220H24L22 222V224H20ZM210 229H212V230H210ZM94 241H96V240H94ZM95 248H96L97 252L94 251ZM94 252H96V255H94L95 258L93 257V254H92ZM24 253H26V254H24ZM132 253H133V255H132ZM129 256H130V259L133 262L132 264H171V262L173 260V257H172V255H171V253H170V251L168 249L165 248V250H164V247L160 248V247H156V246H153V247L152 246H150V247L147 246L145 252H140V251H137V250L133 249V250H131L129 252ZM101 257H102V251L100 250L99 246L95 245V247H93L92 251H90V254L86 258V264H102L101 263L102 262ZM245 257H246V263L247 264H264L263 263V261H264V253L260 252V250H255L252 254H246ZM70 260L72 261V259H70ZM65 262L62 263V264H67ZM68 263L70 264L71 262H68Z\"/></svg>", "mask_w": 264, "mask_h": 264}]
</instances>
